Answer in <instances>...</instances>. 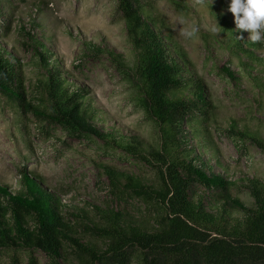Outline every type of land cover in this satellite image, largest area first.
Instances as JSON below:
<instances>
[{"label":"trees","instance_id":"1","mask_svg":"<svg viewBox=\"0 0 264 264\" xmlns=\"http://www.w3.org/2000/svg\"><path fill=\"white\" fill-rule=\"evenodd\" d=\"M117 1L137 60L134 68H128L113 51L109 55L135 82L139 104L158 129L156 146L139 133L126 136L118 129L104 128L105 117L90 93L63 69L44 37L27 34L44 73L38 82L44 107L31 102L22 59L1 42L0 97L24 115L41 114L76 138L94 137L148 164L154 170L153 179L110 164L102 168L117 196L126 194L154 208L155 224L114 206L93 207L97 218L85 208L75 209L71 216L78 219L74 222L67 217L69 209L61 196L46 189L41 176L24 169L22 188L0 183V250L41 251L52 264H70L67 246L78 253V264H134V260L138 264H264V181L256 177L244 181L243 188L254 199L247 205L232 193L235 182L215 170L222 167L219 160L212 164L196 152L191 143L201 140L203 124L214 108L206 82L143 0ZM223 20L226 30L237 37L235 42L240 40V54L249 59L241 62L239 70L230 65L222 68L239 87L243 74L250 76L254 65L263 63L243 44L251 49L263 45L240 39L242 32H236L228 18ZM85 48L91 49L90 45ZM97 52L103 54V49ZM236 126L234 122L233 131ZM240 132L264 149L258 134ZM200 146L210 148L209 142L202 141ZM82 232L102 239L104 248L86 241ZM28 264L39 261L32 255Z\"/></svg>","mask_w":264,"mask_h":264},{"label":"rangeland","instance_id":"2","mask_svg":"<svg viewBox=\"0 0 264 264\" xmlns=\"http://www.w3.org/2000/svg\"><path fill=\"white\" fill-rule=\"evenodd\" d=\"M143 2L162 22L164 32L188 54L211 93L214 108L203 124L201 137L204 143L209 142L210 148H202L199 138L193 139L192 146L212 164L219 160L222 167L215 170L224 172L235 182L232 187L235 196L252 205L254 199L243 183L254 177L264 181V149L241 137L240 131L254 132L264 140V43L256 49L243 44L244 49L255 52L263 63L255 64L250 76L243 74L241 85L236 87L222 68L230 65L233 70H239L241 62L249 59L240 54L238 43L241 42L236 43L237 37L226 30L224 17L231 21L236 32H242L243 40H249L250 33L237 29L235 17L228 11L231 0ZM186 32L193 34L185 35ZM28 33L40 39L44 37L63 69L90 93L94 105L105 117L104 128L118 129L126 136L139 133L151 146L159 143L158 129L139 104L135 82L126 75L127 71L117 68L109 55L113 51L128 68H134L137 60L117 0H0V42L22 59L31 102L43 108L38 82L44 73ZM98 48L103 49V54L97 52ZM254 76L259 79L256 81ZM103 164L155 178L154 170L145 162L107 147L94 137L76 138L41 114L24 115L0 97L1 184L22 188L21 175L25 169L41 176L43 186L61 196L69 209L67 217L74 222L78 219L71 216L76 214L75 209L85 208L91 216L99 217L93 207L114 206L127 208L155 224L157 213L151 205L148 207L126 194H115ZM84 233L81 234L86 241L104 248L102 239ZM66 248L69 263L78 264V253L72 247ZM32 255L39 264H52L41 251L23 250H0V264H28Z\"/></svg>","mask_w":264,"mask_h":264},{"label":"clouds","instance_id":"3","mask_svg":"<svg viewBox=\"0 0 264 264\" xmlns=\"http://www.w3.org/2000/svg\"><path fill=\"white\" fill-rule=\"evenodd\" d=\"M228 11L234 15L237 29L250 33L249 40L264 43V0H231ZM212 30L217 31L215 27ZM193 32L185 35L191 36Z\"/></svg>","mask_w":264,"mask_h":264}]
</instances>
